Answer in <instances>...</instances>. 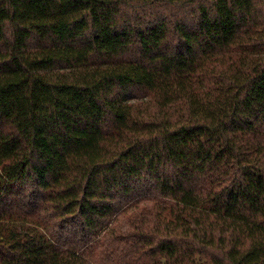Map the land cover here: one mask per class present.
<instances>
[{"label": "trees", "instance_id": "1", "mask_svg": "<svg viewBox=\"0 0 264 264\" xmlns=\"http://www.w3.org/2000/svg\"><path fill=\"white\" fill-rule=\"evenodd\" d=\"M0 264H264V0H0Z\"/></svg>", "mask_w": 264, "mask_h": 264}]
</instances>
